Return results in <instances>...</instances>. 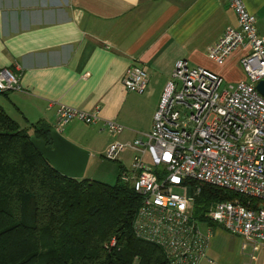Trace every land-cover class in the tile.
<instances>
[{"label": "crops", "instance_id": "obj_1", "mask_svg": "<svg viewBox=\"0 0 264 264\" xmlns=\"http://www.w3.org/2000/svg\"><path fill=\"white\" fill-rule=\"evenodd\" d=\"M244 2L264 35V0ZM229 27H238L229 0H0V69L20 75L19 88L0 91V105L29 131L39 121L56 128L61 104L87 112L99 107V120L88 124L75 118L61 133L90 150V158H105L114 142L151 132L179 59L211 70L208 50ZM248 50L237 47L211 71L224 82V77L236 80L230 83L245 80L233 71L242 69ZM132 65L148 74L143 93L123 84ZM106 120L123 130L111 132ZM133 155L125 149L115 160L117 179ZM212 238L203 264H264V245L255 249L241 236L218 245Z\"/></svg>", "mask_w": 264, "mask_h": 264}, {"label": "built area", "instance_id": "obj_2", "mask_svg": "<svg viewBox=\"0 0 264 264\" xmlns=\"http://www.w3.org/2000/svg\"><path fill=\"white\" fill-rule=\"evenodd\" d=\"M229 2L238 27L227 28L209 48L208 56L222 62L237 47H249L240 60L245 80L224 83L211 70L191 67L186 59H179L151 132L145 138L114 142L105 154L116 160L123 150L134 151L131 165L119 174L141 196L134 231L163 247L171 264H203L213 224L241 236L255 249L264 245V95L257 88L264 80V35L258 32L256 17L244 0ZM19 80L15 71L0 69V91L19 88ZM122 81L127 91L143 93L148 74L132 65ZM99 113V107L87 112L61 104L56 128L61 131L75 118L94 123L100 119ZM105 127L115 133L123 130L115 120H106ZM190 181L237 196L213 201L206 217L199 218L194 202L201 188ZM175 189H183L185 194ZM205 221L210 226L203 229Z\"/></svg>", "mask_w": 264, "mask_h": 264}, {"label": "trees", "instance_id": "obj_3", "mask_svg": "<svg viewBox=\"0 0 264 264\" xmlns=\"http://www.w3.org/2000/svg\"><path fill=\"white\" fill-rule=\"evenodd\" d=\"M31 128L0 105V264H171L163 247L134 231L141 196L131 183L61 174L31 141L34 134L50 143L52 127L39 121ZM190 184L201 188L199 218L213 201L237 196Z\"/></svg>", "mask_w": 264, "mask_h": 264}, {"label": "water", "instance_id": "obj_4", "mask_svg": "<svg viewBox=\"0 0 264 264\" xmlns=\"http://www.w3.org/2000/svg\"><path fill=\"white\" fill-rule=\"evenodd\" d=\"M257 88L264 95V80L257 84ZM31 141L58 172L75 179L84 178L91 156L90 150L73 142L56 128H52L50 131V143L34 134L31 135ZM189 194L192 195V189Z\"/></svg>", "mask_w": 264, "mask_h": 264}, {"label": "rangeland", "instance_id": "obj_5", "mask_svg": "<svg viewBox=\"0 0 264 264\" xmlns=\"http://www.w3.org/2000/svg\"><path fill=\"white\" fill-rule=\"evenodd\" d=\"M208 60H209L208 68H210L211 70L218 68L219 63L213 61L211 58H209ZM233 76L238 80L244 77L246 78V75L240 66L234 69ZM224 78L226 81L224 83H227V82L230 83V82L236 81L231 78H227V77H224ZM146 162L152 165L149 159H146ZM116 164H117V161L115 160H111L106 157L103 158L101 155H96V156L93 155L88 162L84 177H91L93 179L100 180V181H103L109 184H114L116 183V180H117L116 169H118V167H116ZM175 191L181 194H185V190L183 189H175ZM208 226L210 225H208L206 221L201 223V227L203 229L207 228ZM211 226H212L211 228L214 231L213 236H212L213 237L212 243H215L218 245L230 244L233 239L239 238V236L231 234L230 232H228L223 227L217 224H213Z\"/></svg>", "mask_w": 264, "mask_h": 264}]
</instances>
